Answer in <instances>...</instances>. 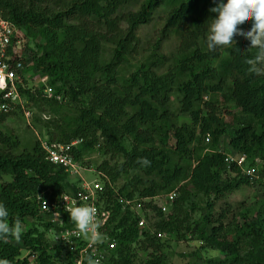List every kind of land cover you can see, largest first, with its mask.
Wrapping results in <instances>:
<instances>
[{"label":"trees","instance_id":"trees-1","mask_svg":"<svg viewBox=\"0 0 264 264\" xmlns=\"http://www.w3.org/2000/svg\"><path fill=\"white\" fill-rule=\"evenodd\" d=\"M214 6L213 0H0L4 16L32 41L26 72L45 78L36 89L25 78L19 92L46 115L36 119L47 128L46 138L78 141L71 154L82 167L87 155L104 156L96 170L103 185L97 206L112 211L105 231L118 240L112 264H135L138 250L148 253L143 264H168L162 240L173 233L223 252L205 264H264V196L236 209L226 203L217 217L211 213L217 202L250 184L236 165L228 166L221 137L227 135L231 148L251 161L264 159V66L248 63L258 50L247 39L224 51L208 49ZM159 9L165 11L159 36L144 51L138 31ZM251 25L249 20L241 27ZM172 39L177 47L168 55L164 43ZM139 55L136 69L123 73ZM222 99L227 111L219 107ZM11 111L0 112V201L9 224L33 218L34 225L22 229V246L14 237L0 242V258L27 264L21 260L27 249L41 264H59L53 255L64 249L47 238L56 228L43 218L38 195L57 202L76 193L78 184L50 161L40 140L25 142L9 127ZM179 114H189L192 122L180 123ZM257 185L264 188V181ZM174 190L178 195L166 214L153 200ZM119 196L152 211L159 219L155 229L148 222L139 227V217L123 209ZM203 201L210 212L194 220ZM64 217L73 226L70 215Z\"/></svg>","mask_w":264,"mask_h":264},{"label":"built area","instance_id":"built-area-1","mask_svg":"<svg viewBox=\"0 0 264 264\" xmlns=\"http://www.w3.org/2000/svg\"><path fill=\"white\" fill-rule=\"evenodd\" d=\"M29 42L30 38L26 35L25 31L7 19L0 9V95L3 98V101L0 102V112H8L17 104L23 105V98L19 92V84H23L25 78L28 77L26 68L30 64L27 62L28 56L25 48L28 47ZM45 92L50 94L52 88L47 86ZM41 142L52 163L63 166L65 171L71 176L82 175L81 171L83 167L71 154L72 148L78 144V141H73L71 144H59L50 143L47 138H44L41 139ZM231 160H236L241 165L245 161V157H232ZM247 173L252 177H256L257 168H248ZM99 190H103V185L100 182L84 181L81 190L76 196L65 194L59 199V202L54 203L48 199L40 198L44 217L53 222V228L59 227L58 231L53 233L52 245H64L69 250L75 252V254L77 253L80 257L77 264H81L84 257L88 256L98 260L99 264H110L112 259L111 251L118 246V240L105 233L112 217V211L100 209L97 206V193ZM166 196L172 202L175 200L177 193L174 191ZM118 202L124 208L129 207L131 210H134V203L137 200H129L119 196ZM84 204L96 209L97 223L99 231L102 233L101 242L99 243H93L76 227H66L63 212L52 211V215L48 213L52 209L55 210L56 206L67 211L68 208L74 205ZM146 225L145 218L141 217L139 219V226L145 227ZM159 236H162V234H159ZM60 257L66 261V264L69 263L68 260L63 259L62 256ZM36 258L37 255L32 254L28 264H37Z\"/></svg>","mask_w":264,"mask_h":264},{"label":"clouds","instance_id":"clouds-1","mask_svg":"<svg viewBox=\"0 0 264 264\" xmlns=\"http://www.w3.org/2000/svg\"><path fill=\"white\" fill-rule=\"evenodd\" d=\"M213 4L215 6L210 8L209 11L211 13H215L216 15L214 18H210L208 20L210 21V23L208 24V35L206 38L208 49L214 51L217 48L223 47V46H233L234 47L238 45L239 38H244L250 41L249 48H256L258 50V54L255 56V58L252 60H249L248 63L254 66H257V65L264 66V0H213ZM249 20H252L251 29L246 31L241 26L246 25ZM254 70L258 71L259 68L258 67L254 68ZM41 139H44V138H41ZM207 140L209 141V139ZM225 153H226V161L228 163V166L231 167L232 165H236L241 170V173L249 179L250 183H254L257 185V183H259L260 181H264V159L255 158V160L251 161L248 155L244 153L236 152L233 149L232 151L230 152L227 151ZM241 156L245 157V161L241 165L236 160H231L232 157L238 158ZM251 167L257 168L256 177H252L251 175L247 173V169ZM82 170H86V169L83 167ZM93 172L97 173V175L99 176L93 181H89L85 178L83 174L84 171H81V174H82L81 176L79 175L71 176L69 174L68 175L73 179L79 178L81 180L82 185L84 181L101 182L100 180L101 174L98 171H93ZM82 185L78 186L79 189L76 193H73V194L64 193L63 195L68 194L70 196H76L77 193L81 190ZM174 191H176L177 193V190H174ZM168 194H164V195H168ZM63 195H61L58 198L57 202H59V199ZM164 195H160V196H164ZM41 197L43 199H48L53 203L56 202V201H52L49 197H44L43 194H40L38 195L40 207H41V203H40ZM143 202L145 201L143 200ZM59 208L61 209V207ZM53 211H57V209ZM60 212L70 215V220L73 221L74 224L76 225L74 226L73 224V226H68L65 223V226L76 227L86 238L90 239L93 243L101 242L102 233L99 231V225L97 223V218H96V209L94 207L87 205V204L74 205L68 208L67 211L65 209H61ZM42 213H43L42 214L43 218L46 221H50L44 217L43 210H42ZM137 216L139 217V219L141 217L145 218L144 216H141L138 214ZM8 218H9V210L6 204L0 201V242L6 241L7 239L14 237L15 239H17V241H19L18 242L19 244L17 243L16 244L22 246V242L19 240L22 236V229H23L22 222L19 219H16L12 224H9ZM28 219L34 222L33 218H28ZM65 219L66 218L64 217V222H65ZM146 223H147V220H146ZM138 225H139V220H138ZM58 229L59 227H57L55 230L50 228V230L48 231L47 238L49 239L50 243L52 240L53 233L57 232ZM163 236H165V234L160 237H163ZM62 246L64 249L63 253L61 254L54 253L53 255L55 257V261L58 262L59 264H66V261L61 259L60 256H62L63 259L69 261L68 264H71V260L73 264H77L80 259L79 255L77 253L75 254V252L69 250L64 245ZM68 252L72 253V259L68 257V254H67ZM32 254H35V253H32L31 251L27 249H23L21 260L22 261L27 260V264H28L29 261L31 260ZM57 256H59L58 259H57ZM37 258H38V255H37ZM37 258H36L37 264H41ZM85 260L87 261V264H99V261L94 259L91 256L84 257L81 264H83ZM0 264H9V261L7 259L0 258ZM110 264L112 263L110 262Z\"/></svg>","mask_w":264,"mask_h":264},{"label":"rangeland","instance_id":"rangeland-1","mask_svg":"<svg viewBox=\"0 0 264 264\" xmlns=\"http://www.w3.org/2000/svg\"><path fill=\"white\" fill-rule=\"evenodd\" d=\"M165 16V11L162 9H159L156 13L154 18L149 24L143 25L139 31L138 35L142 40V46L147 48L150 46V43L154 42L155 39L159 36V31L161 28V18ZM244 39V38H239ZM31 47H33L32 41L30 40L29 45L25 50H27V56L29 58L31 54ZM177 47V41L175 39H172L169 42L164 43V52L168 55H173L174 51ZM229 46H223L219 47L222 51L227 49ZM226 54L223 52V56ZM141 59V55L135 56L130 58V60L123 66V73L129 74L132 71L136 69L138 61ZM28 79L29 83L28 85L32 87L33 89L39 88V85L41 83H44L45 79L42 75L37 74L36 72L32 71L28 73ZM222 103L219 106L222 108V105L226 104L228 107V104L224 99H222ZM175 107L178 106L177 101H174L173 103ZM223 111H227L224 108H222ZM13 114L8 118V125L10 128L14 129L16 132H18L22 139L27 142L32 139L40 140L41 138H46L48 134L47 128L42 124L40 121H36V119H46V115L43 114L39 109L32 108L27 100L23 98V108L20 110H15V107L11 109ZM222 116L224 114L221 112ZM227 117V115H225ZM179 122H187L191 123L192 119L189 114H179ZM227 119V118H226ZM129 145V142H128ZM220 149L225 152L232 151L231 146L229 145V137L222 136L220 139ZM104 159V156L98 152V153H92L87 155V157L84 158V162L82 163L85 168H88L84 171V176L87 180L93 181L94 179L98 178L99 176L97 173L93 172L97 170V164L100 163ZM87 162V164H86ZM91 169V170H89ZM75 184L78 186L82 185L81 180L79 178H74ZM264 196V188L260 185H256L254 183H250L249 185H245L239 190L235 191L232 194H229L226 198L223 200L217 202L215 205V208L211 210V213L214 216H218L220 213V210L222 209V206H225L226 203H228L232 208L236 209L240 207L241 205H249L252 203L255 199H258L260 197ZM154 203L157 204L159 207L165 211V213H169V211L172 210L173 202H171L166 195L160 196L158 198H155ZM200 205L202 206V210L199 212L194 213V220L200 219L203 220V218L210 212L209 209H205L206 203L205 201L200 202ZM189 209V208H188ZM134 211L141 216H144L148 222V224L154 228V223L158 221L159 219L157 217H153L154 213L148 209H145L144 205L141 204V202L134 203ZM34 225V223L30 219H26V222L22 224V228L26 229L28 226ZM29 228V227H28ZM19 241H15V243H18ZM162 242L164 243V252L167 255L168 258V264H205L206 260L210 257L215 256H223V252L220 251H214L211 249H207L203 247V243L199 242L197 240H193L190 238V236L186 239H180L178 234H168L165 240L163 239ZM138 258L135 264H143L148 259V253L145 251L138 250Z\"/></svg>","mask_w":264,"mask_h":264}]
</instances>
